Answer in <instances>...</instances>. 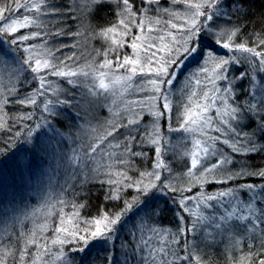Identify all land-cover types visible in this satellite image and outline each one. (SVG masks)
Wrapping results in <instances>:
<instances>
[{"label":"snow or ice","instance_id":"obj_1","mask_svg":"<svg viewBox=\"0 0 264 264\" xmlns=\"http://www.w3.org/2000/svg\"><path fill=\"white\" fill-rule=\"evenodd\" d=\"M0 264H264V0H0Z\"/></svg>","mask_w":264,"mask_h":264}]
</instances>
